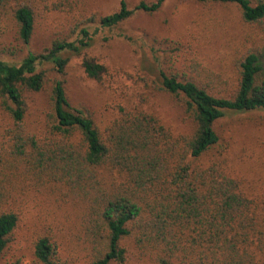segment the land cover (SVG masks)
<instances>
[{
    "label": "trees",
    "instance_id": "16d2710c",
    "mask_svg": "<svg viewBox=\"0 0 264 264\" xmlns=\"http://www.w3.org/2000/svg\"><path fill=\"white\" fill-rule=\"evenodd\" d=\"M85 1L0 0V17L11 9L20 38L30 45L40 5L71 13ZM167 1L142 0L132 8L122 0L118 11L100 21L114 26ZM196 1L237 6L261 43L236 58V81L223 90L164 70L155 77L145 73L146 88L167 93L182 108L186 130L166 125L142 104H119L105 127L72 105L58 75L70 61L66 53L91 45L87 26L98 21L96 14L79 13L76 40L55 39L19 62L0 59V108L12 121L0 140V259L21 219L6 206L4 182L16 175L36 179L55 196L68 221L66 236L81 242L88 264H124L130 248L149 264H264V192L250 195L229 170L217 129L228 113L264 110V0ZM83 67L98 81L107 71L93 59ZM37 93L49 102L39 134L27 128ZM57 233L49 228L34 241L43 264H70Z\"/></svg>",
    "mask_w": 264,
    "mask_h": 264
},
{
    "label": "rangeland",
    "instance_id": "374dc122",
    "mask_svg": "<svg viewBox=\"0 0 264 264\" xmlns=\"http://www.w3.org/2000/svg\"><path fill=\"white\" fill-rule=\"evenodd\" d=\"M121 1L86 0L71 13L65 11L67 9L52 13L40 5L30 45L20 38L10 9L0 17V59L19 62L29 51H44L55 39L76 40L81 37L79 29H75L79 13L96 14L98 21L87 26L92 35L91 45L80 53H66L70 61L65 73L58 75L65 80L69 101L91 114L101 127L118 114L119 104L129 107L142 104L166 125L180 131L189 128L183 120L182 108L167 93H154L146 88L142 79L145 73L155 77L164 70L204 84L210 82L215 90H223L236 81V58L246 47L261 43L259 31L243 22L239 9L233 4L169 0L153 13L137 12L117 25L104 26L100 17L118 11ZM126 1L133 8L142 0ZM85 59H93L107 68L101 80L87 75L83 67ZM48 106L46 94L31 96L27 113L30 131L38 134L42 131ZM11 122L0 108V140L6 139V129ZM217 129L224 156L229 160V170L243 180L250 195L262 194L264 110L228 113L217 123ZM11 179L4 182L9 202L6 206L19 212L21 219L0 264H43L36 258L33 244L37 236L49 228L58 232L65 260L70 264H88L81 242L66 236L68 221L55 196H48L46 188L38 185L36 179L16 178V175ZM147 261L130 248L124 264H149Z\"/></svg>",
    "mask_w": 264,
    "mask_h": 264
}]
</instances>
